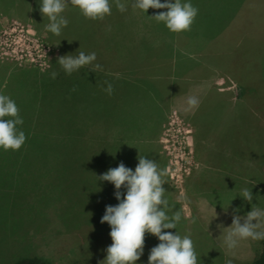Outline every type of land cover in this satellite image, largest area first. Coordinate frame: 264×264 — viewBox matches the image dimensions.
Returning a JSON list of instances; mask_svg holds the SVG:
<instances>
[{
    "label": "rangeland",
    "instance_id": "obj_1",
    "mask_svg": "<svg viewBox=\"0 0 264 264\" xmlns=\"http://www.w3.org/2000/svg\"><path fill=\"white\" fill-rule=\"evenodd\" d=\"M26 1L0 0V10L6 8L15 14L0 15V37L3 30L11 29L14 22L30 27L51 47L52 52L49 59L47 58L51 63L53 57L59 53L58 47L46 39L27 19L29 6L25 5ZM32 14L38 17L36 12L33 11ZM77 19L79 21L77 27H65L60 36L55 35L66 47L72 43L69 40L70 36L78 40L80 45V16ZM8 31L12 33L11 37L15 35L18 40V31ZM263 34L260 41H255L257 55L238 56L243 51L235 48L232 42L229 51L233 53L226 56L229 61L226 69L229 71L223 70L222 76L237 83L238 89H235L242 93L239 101H226L233 98V92L220 94L212 89L204 97L206 87L196 88L194 96L200 103L198 107H201L197 118L205 120L204 129L195 132L189 125L190 109L196 107H189L186 98L189 96L188 85L196 82L197 86L201 83L199 80L201 72L192 73L189 80L175 79L177 81L175 85H180L178 89L169 87V94L173 92V95L168 102L174 100L172 104L179 110L174 109L169 113L168 123L160 137L165 151V161L168 164L171 160L182 161L184 167L180 170L181 180L174 182L179 188H184L186 178L192 175L195 178L191 186L197 189L198 180L205 182L202 186L207 188L206 196L213 199L208 210L212 214H207V217L198 216L196 219L198 225L207 229L205 236L199 235L197 239H192L197 242L194 246L199 264H228L229 260L231 264H254L264 246V240L249 239L241 241L235 249L228 250L223 243L224 234L228 231L227 227L232 224L236 208L239 212L235 214L240 216L251 211L252 206L264 209ZM245 46H250L249 42ZM72 52L77 54L75 51ZM5 65L24 67L13 62ZM54 69L64 74V77L57 76L53 80L50 76L51 71L45 80L50 83L52 94L61 88V92L64 93L60 95V99L71 97L67 99L71 103L69 109L66 111L56 109L53 114H49L51 116L48 115L50 118L40 120L42 123L35 129L39 135L37 139L35 138L33 150L35 158L31 164L0 165V264H14L19 259L29 256L40 257L51 264H72L84 259L104 264L106 249L113 243L109 235L111 228L106 222L101 223V218L105 214L106 206L111 205V200L115 198L116 190L107 181H97L95 176L108 171L104 166L109 164L110 156L108 152H95L93 137H80V131H83L80 128V78H83V75L80 77V71L67 75L62 68L56 66ZM83 74L87 75V72ZM153 83L161 82L153 80ZM74 87L75 91L72 90ZM155 88L158 93L159 88ZM164 92L167 93L168 89H164ZM18 102L21 104L22 100L18 98ZM175 110L180 119L171 125L170 116ZM208 112L209 121L205 118ZM54 114H62L61 118H65L63 120L65 124L51 125L55 121L58 122V116ZM193 123L195 124L194 121ZM188 136L191 139V147L185 142ZM195 137L200 140L198 152L202 151L205 154L211 149L220 151L219 147L223 141L224 150L230 155L227 159L239 160L238 168L242 175L239 177L240 182L236 179L234 182H221L228 178L225 173L226 167L213 165L205 168L199 161ZM207 138H212L209 140L211 145L205 149L203 141ZM40 141L42 143L38 145ZM164 146H169L170 149L167 150ZM180 146L183 149H180ZM142 149L146 153H155V147L152 145H145ZM38 150L45 152L44 160ZM120 154L124 153H117V157ZM181 156L184 157L183 160ZM258 176L263 178V182ZM236 189L240 190V195L244 189H251L253 193L251 203L240 195L234 200L236 195L231 192ZM120 191L123 193V189ZM230 197L233 199H229ZM228 206L229 211L226 210ZM180 232L185 234L184 231ZM158 244L145 243L143 255L135 264H148L150 250Z\"/></svg>",
    "mask_w": 264,
    "mask_h": 264
},
{
    "label": "crops",
    "instance_id": "obj_2",
    "mask_svg": "<svg viewBox=\"0 0 264 264\" xmlns=\"http://www.w3.org/2000/svg\"><path fill=\"white\" fill-rule=\"evenodd\" d=\"M26 2L25 5L29 6L27 19L46 39L56 44L59 53L53 57L51 66L45 70L34 66L8 67L5 65L8 61L0 57L2 73L0 94L10 96L18 104V98L26 97L24 94L27 89L28 91L36 89L38 81L42 82L49 72L56 71L55 66L61 68L57 64L58 57L75 55L72 51L95 52L97 58L94 63L101 65L102 71L93 72L88 68L80 70V77L83 75V78H80V128L83 130L80 131V137H93L95 151L109 152L112 157L111 163L116 162L117 153H124L125 157L130 158L131 166L137 165L133 163V161L138 162L134 160V156L142 155L143 146L152 145L155 147V153L144 152V156L156 160L165 171V151L160 137L168 123L169 113L174 109L179 110L173 106L174 100L168 102L173 95V92L169 94V87L178 89L180 85H175L177 84L175 79L189 80L192 73L201 72L199 78L201 83L197 86L196 82L189 84L187 87L189 96L186 98L194 96L199 86L208 87L205 88L204 97L215 89L220 94L233 92V98L225 99L226 101H239L242 93L236 90L237 83L222 76L223 70L229 71L226 69L229 65L226 56L233 53L229 51L232 42L235 48L238 47L243 51L238 56L257 55L255 41H260L264 32V1L262 0H191V3L199 9V13L191 30L181 33L170 31L163 22L158 23L150 17L161 11H167L166 9L150 8L145 13L131 6L133 0H121L127 5V11L123 13L116 8L114 0H110L111 15L95 21L86 19L77 7L69 3L63 13L68 20L66 27H77L79 24L77 17L80 16V45L78 40L70 36L69 40L72 43L66 47L46 29L49 21L40 12V0ZM33 11L38 17L32 14ZM0 15L15 14L5 8L0 10ZM247 42L250 45L248 47L245 46ZM231 64L236 68L234 63ZM85 71L87 75L83 74ZM58 73V76L64 77V74ZM153 80H159L161 83L155 84ZM105 82L113 86L111 95L104 90L107 88ZM155 87L159 88L158 93ZM166 88L167 93L164 92ZM18 92L21 94H16ZM40 103L42 109L39 107ZM51 106L52 98L44 103L38 102L32 110L33 118L40 120L50 118ZM198 106L190 109L191 122L187 120L195 132L202 129L205 124L204 119L197 118L201 108ZM205 118L207 121L210 120L209 112ZM211 139L207 138L203 141L205 149L211 145ZM195 141L198 152L200 140L195 137ZM219 150L211 149L208 154L198 152L199 161L205 168L213 165L226 167L225 173L228 178L221 182H234L235 179L240 182L239 177L242 175L238 168L239 160L227 159L230 155L225 152L223 141ZM193 178L195 177L192 175L188 176L185 187L179 188L168 175L164 177L167 183L164 185L167 190L165 196L170 204L168 214L171 216L179 212L181 215L177 228L165 231L172 233L175 231L179 235H188L191 239H197L199 235L205 236L207 229L198 225L196 219L198 216L207 217V214H212L208 210L213 199L206 196L207 188L202 186L205 182L198 180L197 189L191 186ZM258 178L263 182L262 177L258 176ZM231 193L236 195L235 200L240 195V190L236 189ZM226 210L229 211V206ZM180 231H184L185 234ZM193 242L197 243L196 240ZM145 243H160V241L154 235L146 233Z\"/></svg>",
    "mask_w": 264,
    "mask_h": 264
},
{
    "label": "clouds",
    "instance_id": "obj_3",
    "mask_svg": "<svg viewBox=\"0 0 264 264\" xmlns=\"http://www.w3.org/2000/svg\"><path fill=\"white\" fill-rule=\"evenodd\" d=\"M116 8L121 12L127 11L126 3L114 0ZM69 3L77 7L86 19L103 20L111 15L110 0H40V12L47 17L49 23L46 29L56 36L62 34L68 20L63 15ZM133 8L147 13L148 9H166L154 16L156 22H163L174 33L190 31L198 16L199 9L191 0H133ZM70 43V42H69ZM96 53L78 51L58 57L57 62L67 75H71L83 68L95 72L102 71L99 64H95ZM58 72H51V79H56ZM107 83L104 89L109 95L113 92L112 84ZM75 91V87L72 89ZM189 107L199 104L195 96L187 100ZM23 125V118L19 114L16 102L5 94H0V149L4 151L19 150L26 142V134L19 126ZM166 171L156 160L148 159L144 155L138 156L135 170L126 167L121 162L117 167L110 168L104 174L96 176L97 181H107L114 185L115 198L119 203L108 205L101 223H107L113 243L106 249L107 256L104 264H135L143 255L145 234L158 238L160 243L150 250L148 264H199L198 253L190 236L174 234L168 229H176L181 220L179 212L169 215L170 204L165 196L167 184L164 177ZM126 193H121V188ZM243 199L251 203L253 193L244 189ZM234 210L232 224L227 227L223 243L228 250L238 247L243 240H264V209L253 207L246 215H236ZM231 264V261H228Z\"/></svg>",
    "mask_w": 264,
    "mask_h": 264
},
{
    "label": "trees",
    "instance_id": "obj_4",
    "mask_svg": "<svg viewBox=\"0 0 264 264\" xmlns=\"http://www.w3.org/2000/svg\"><path fill=\"white\" fill-rule=\"evenodd\" d=\"M61 88L58 89L55 94H52L51 92V87L49 85V83L46 82V80H42V82L38 81V84L36 85V89L26 91V93L24 94V96L21 100V104H17L19 111L22 113H19L20 116L23 118V125L19 126L21 128L22 131L25 132L26 134V142L25 144L17 151H12V150H8V151H4L3 149H0V165L2 164H12V163H16V164H31L35 158L34 156V146H35V138L37 139V136L39 135V133L35 132V129L37 128L38 124H41L42 121L40 122V119H34L33 117V108L35 107V105L38 102H42L44 103L45 101H48L52 98V106H51V110L52 112L56 109H63L64 111H66L67 109H69V106L71 105V103H69L67 101V99H70L71 97H65L63 99H60V95L64 92H61ZM29 92V93H28ZM29 94V96H28ZM46 94V95H45ZM23 95V93H22ZM78 97V96H77ZM77 97H74V99H76ZM73 99V100H74ZM54 100H56V102H54ZM22 103H23V108H22ZM76 104H73V106H75ZM42 109V104L40 103L39 106ZM77 113V112H75ZM53 114V113H51ZM56 116H58V122H54L51 125L54 124H65V122H63V120H65V118H61L62 114H54ZM63 128H65V126H63ZM34 143V144H32ZM42 142L40 141L38 145H40ZM39 148V147H38ZM40 156L43 158V160L46 158L45 157V152L42 150H38ZM97 153H103L101 151H95ZM109 153V152H108ZM135 154V153H134ZM120 155H124V154H120ZM118 156L116 162L111 163L112 157H110V159L108 160L109 164H107L106 167L108 170L110 168H115L117 167L121 162H123L125 164L126 167H129L131 169H133V171L135 170V167L137 166H131L130 163V158L128 159L127 157L124 156ZM142 155H144V152L142 153ZM110 156V154H109ZM137 156H139L138 154L135 155V159L136 161H138V158H136ZM122 157V158H120ZM50 158V157H49ZM128 159V160H127ZM127 162V164H126ZM133 163L138 164V162L133 161ZM167 166V162L165 164V169ZM168 175V173H167ZM111 185V184H110ZM114 186V185H112ZM123 189V193H126V189H124L123 187L121 188V190ZM112 201V206H115L119 203V201L114 198L111 200ZM99 262L97 261H88V260H83L81 262H73L72 264H98ZM14 264H51L48 261L37 257V256H29V257H24L19 259L17 262H15ZM254 264H264V246L262 249V252L258 255V257L256 258Z\"/></svg>",
    "mask_w": 264,
    "mask_h": 264
},
{
    "label": "built area",
    "instance_id": "obj_5",
    "mask_svg": "<svg viewBox=\"0 0 264 264\" xmlns=\"http://www.w3.org/2000/svg\"><path fill=\"white\" fill-rule=\"evenodd\" d=\"M8 30L14 32L18 31V40L15 35L11 37L12 33ZM51 50V47L48 44H45L43 40L33 31V29L25 27L21 23L14 22L12 23L11 29L6 28L1 33L0 57L8 62H13L20 66H35L39 69L45 70L51 66V63L48 61V57L52 52ZM179 119L178 112L175 110L170 116L169 123L173 125L174 122ZM190 136H188L187 141H185L189 147H191L192 144L191 139L189 138ZM164 147L167 150L170 149L169 146ZM179 148L183 149L182 146ZM168 153H170V151H168ZM181 158L182 160L184 159L183 156H181ZM183 167L184 165H182V161L178 159L175 162L171 160L169 164L167 163L166 171L173 183L181 180L182 174L180 170Z\"/></svg>",
    "mask_w": 264,
    "mask_h": 264
}]
</instances>
